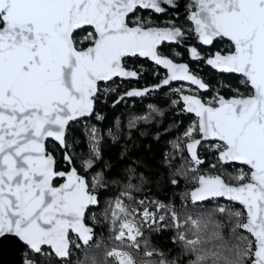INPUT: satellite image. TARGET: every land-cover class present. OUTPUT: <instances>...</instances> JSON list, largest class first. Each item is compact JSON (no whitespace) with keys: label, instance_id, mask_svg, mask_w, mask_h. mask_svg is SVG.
<instances>
[{"label":"snow or ice","instance_id":"obj_1","mask_svg":"<svg viewBox=\"0 0 264 264\" xmlns=\"http://www.w3.org/2000/svg\"><path fill=\"white\" fill-rule=\"evenodd\" d=\"M163 3L175 6V0ZM195 3L198 10L191 14V20L199 40L210 46L217 38H226L232 46L226 54L218 51L211 55L206 63L220 72L240 76V83L251 91L244 95L234 89L229 98L217 91L204 100L184 83L171 88L177 97L171 104H183L180 113L195 117L173 143L182 153L181 142L187 141L189 154L176 175L193 173L195 187L186 193L193 204L224 198L238 204L240 210L218 204L181 220L173 206L154 201L150 203H155V211H141L124 202L135 200L132 191L140 190L129 181L108 202L102 216L124 248L139 251L143 226L151 229L170 214L177 229L173 243L179 241L182 255L192 257L188 264H264V0ZM138 8L165 11L161 0H0V236L14 234L41 258L54 254L67 260L73 244L76 248L87 246L95 236L86 220L89 215L96 218L92 209L100 207L99 190L108 183L104 173L97 172L90 181L80 174L67 151L64 159L70 168L58 171L45 145L52 138L67 150L66 128L71 121L94 114L98 120L104 119L95 112L101 84L116 78L139 79L137 71L126 67V60L144 57L162 67L166 75L151 88L119 94L113 107L125 98L144 97L174 82L210 89L188 64L177 63L160 51L165 42H175L184 35L181 29L151 26L135 15ZM81 32L87 33L89 42L84 47H78ZM191 56L203 59L195 47ZM148 108V115L129 120L130 129L138 121L151 120L152 113L164 115L155 105ZM107 135L113 141L118 139L111 129ZM103 139L99 128H88L89 155L82 161L86 171L103 158ZM209 140L214 142L211 147L220 164L246 166L248 172L241 167L235 175L200 174L205 161L197 147ZM211 167L215 169L216 164ZM126 171L135 173L131 167ZM58 179L62 183H55ZM140 180L143 184V176ZM138 203L144 205L145 201ZM158 212L162 214L157 216ZM216 214L226 215L227 221L216 219ZM189 230L192 238H188ZM70 234L79 242L72 241ZM45 246L50 251L46 252ZM144 255L146 264H180L179 255L169 260L156 249L146 250ZM107 256L115 258L116 264H136L132 254L122 249L113 248ZM153 256L158 259L152 260Z\"/></svg>","mask_w":264,"mask_h":264},{"label":"trees","instance_id":"obj_2","mask_svg":"<svg viewBox=\"0 0 264 264\" xmlns=\"http://www.w3.org/2000/svg\"><path fill=\"white\" fill-rule=\"evenodd\" d=\"M136 15L149 21L150 25L159 23L162 26L163 22L166 24L167 21H173L175 25L177 24V21H174L170 14L154 17L151 14L139 11ZM132 18L134 19L135 16ZM181 23L186 33L192 29L188 22ZM84 34L85 32H81L78 36V47L86 45L83 41ZM220 42H223L225 45L227 44L225 41ZM161 52L172 58L175 62L188 63L191 71L201 77L210 86L211 95L210 89L208 94L200 95L204 100L213 97V94H216L217 91L225 98L233 96L235 94L234 89H239L244 95L250 93L249 88L240 83V77L234 75L218 76L202 63H189L187 53L179 46L165 45ZM130 64L128 60L126 67H139L146 72L144 76L140 77L136 85L137 88L155 85L162 79L163 72L151 64L140 60H137L133 65ZM133 86V82L114 81L107 84L105 88L116 89V91H104L95 104V112L103 116L104 119L102 121L98 120L94 114L90 119L72 124L66 133V140L69 145L67 150H62L51 142L47 145V150L56 159V169L58 171H67L70 167L64 159L65 152L67 151L68 154L72 155L73 164L80 170V174L87 176L90 181L92 176L97 172L102 171L104 173L108 183L106 188L99 190L100 207L92 209V212L96 214V218L93 219L89 215L86 220V223L95 229L94 241L91 245L86 247L81 245L80 248H76L73 244L68 261L60 262L53 255L50 258H41L32 253L24 255L26 259H32L39 264H115L112 258L107 256V252L118 244L114 239L115 233L111 230L110 222L103 218L102 212L107 207L108 202L119 195L123 191L124 185L129 181L133 185L138 186L140 190L132 191L135 200H125L124 202L130 207L140 209L141 211L144 208L155 211V203L150 202L158 201L165 205L173 206L180 219L183 220L188 214L196 217L201 212L222 204V201H210L202 205L192 204L191 200L187 198L186 193L195 187L191 179L193 173L189 172L187 176L176 175V170L188 159L185 149L187 141L181 142L182 153L174 149L173 143L195 120L194 117L186 113H180L181 104L176 106L171 104V100L177 98L176 94L171 92V88L179 87L180 85L161 89L141 99L128 100L112 108L113 101L117 96L126 90L132 89ZM196 94L199 95L198 93ZM149 105H155L164 115L152 113L151 120L147 122L138 121L136 126L130 129L128 127L129 120L135 116L148 115ZM117 121H119L118 128L116 126ZM90 126L99 128L101 134L104 136L101 144L103 158L96 160L95 167L90 171H86L82 166V161L89 155L88 128ZM109 129L117 135L118 139L116 141H113L107 135ZM212 144H203L199 148L198 155L205 161V163L200 165V174H220L221 172H226L235 175L240 167L221 165L217 160V153L211 147ZM213 164H216L215 169L211 167ZM129 167L135 169L134 174L129 175L127 173L126 170ZM243 170L248 172L247 169L243 168ZM141 176L144 178L143 184H141ZM173 179L178 181L176 185L171 183ZM56 183L58 184L59 181H56ZM140 200L145 201L144 205L138 203ZM230 207L234 210H240V207L237 205ZM160 214L162 213L158 212L157 216ZM215 218L227 221L226 215L220 216L216 214ZM229 227L230 225H227L224 230L226 237L229 235ZM188 228L190 229V225ZM180 231H185V229H180ZM237 231L242 235H248L241 230ZM143 232V237L139 239L141 244L139 251L119 245L124 250L130 252L139 263L146 264L144 262L148 258L144 255L145 251L152 249L163 252L169 260L179 255L180 264H188V260L192 258L190 255H182L183 245L179 241L173 243V238L177 236V229L172 226L170 214L166 215V219L163 222L158 223L151 229L143 227ZM187 235L188 238H192V230L187 231ZM249 238L251 239V237ZM71 239L73 240L74 238ZM145 241L147 242V248H145ZM74 242L78 241L75 240ZM151 259L156 260L158 257L153 256ZM245 264H250V261H245Z\"/></svg>","mask_w":264,"mask_h":264},{"label":"water","instance_id":"obj_3","mask_svg":"<svg viewBox=\"0 0 264 264\" xmlns=\"http://www.w3.org/2000/svg\"><path fill=\"white\" fill-rule=\"evenodd\" d=\"M161 3H162V6L165 8V11L163 12V13H156L154 10H144V9H140V8H138L137 9V11H142V12H149V13H152V14H154V15H157V16H160V15H166V14H171L175 19H179V18H182V19H184L185 21H187L189 24H191L192 25V27H193V32H194V34L193 35H187L186 33H184V35L182 36V37H180V38H178V40L177 41H175V42H165L162 46H161V48L163 47V46H165V45H167V46H174V45H176V46H179L180 48H182L183 50H185L186 52H187V54H188V58H189V60H190V62H192V63H196V62H204V65L205 66H207L209 69L211 68L214 72H216V73H218V74H223V75H234V76H237V77H240V76H238V75H236V74H231V73H224V72H220V71H218L217 69H214L212 66H210V65H208L207 63H206V60H207V58L205 57V55L204 54H202V53H200L199 51V53H200V55H201V57H203V59H193L192 58V56H191V49L193 48V47H195L196 49H197V45L198 46H203V47H205V48H208V47H210L209 45H204L200 40H199V38H198V36H197V34L195 33V25H194V23H193V21L191 20V14L194 12V11H197L198 9H197V7H196V3H195V0H175V6H172V5H168V4H165V3H163V0H161ZM217 39H223V40H225V41H227L229 44H230V42L226 39V38H217ZM216 39V40H217ZM231 45V44H230ZM160 48V49H161ZM198 50V49H197ZM128 60H140V61H143V62H146V63H148V64H151L152 66H154V67H156V68H159L165 75H166V71L164 70V69H162V67H157L155 64H154V62H152L150 59H148V58H144V57H130V58H127V60H126V62L128 61ZM181 63H185V62H181ZM187 64V63H186ZM190 67V66H189ZM127 68H129V67H127ZM129 69H131V70H135V71H137L138 73H139V79H140V77L141 76H144L145 75V71L144 70H142V69H132V68H129ZM139 79H135V78H132V79H120V78H116L114 81H121V82H134V83H137L138 81H139ZM162 80V79H161ZM160 80V81H161ZM114 81H111V82H108V83H102L101 85H107V84H110V83H112V82H114ZM160 81L158 82V83H160ZM157 83V84H158ZM181 83H184V86L185 87H187V88H191V89H194L197 93H199V96L200 95H206V94H208L209 93V90L208 91H203V90H199V89H197L196 88V86H194V85H190V84H187V83H185V82H174L170 87H172V86H175V85H181ZM156 85V84H155ZM152 86H154V85H151V86H148V87H144V88H137V89H145V88H151ZM170 87H165V88H170ZM162 89H164V88H162ZM161 90V89H160ZM160 90H158V91H160ZM158 91H152V92H150L148 95H151V94H153V93H155V92H158ZM186 94H188V93H186ZM99 95V94H98ZM147 96V95H146ZM146 96H144V97H146ZM141 98H143V97H131V98H125L121 103H123V102H126V101H128V100H135V99H141ZM200 98H201V96H200ZM121 103H119V104H117L116 106H118V105H120ZM115 106V107H116ZM181 106L183 107V104H181ZM112 108H113V106H112ZM188 115H190V116H192V117H194L193 115H191V114H188ZM93 116V115H92ZM92 116H88V117H84V118H80V119H78V120H75V121H71L70 123H69V125L67 126V128H66V133H67V130H68V128L72 125V124H75V123H77V122H79V121H83V120H87V119H90ZM195 118V117H194ZM197 138H199V137H197ZM54 143V144H56L57 146H59L62 150H64V148L63 147H61V145L57 142V141H55L54 139H52V138H49L47 141H46V150H47V145H48V143ZM210 143H214L213 141H211V140H209V141H203L202 143H201V145H203V144H210ZM201 145H199L198 147H197V152L199 151V148H200V146ZM186 149V148H185ZM47 152L49 153V154H51L52 155V153L51 152H49L48 150H47ZM186 152H187V150H186ZM187 154H188V152H187ZM53 156V155H52ZM188 156H189V154H188ZM54 157V156H53ZM56 160V159H55ZM221 165H223V164H221ZM223 166H236V167H243V168H245V169H247V171H248V168L246 167V166H242V165H223ZM70 168V167H69ZM69 170V169H68ZM67 170V171H68ZM57 181H60L59 183H62V180H57ZM56 183V182H55ZM58 183V184H59ZM210 201H222V202H227V203H230L229 201H227V200H225L224 198H219V199H217V200H207V201H205V202H203V204H205V203H207V202H210ZM193 204V203H192ZM194 205H202V204H194ZM234 205H237V206H239L238 204H234ZM240 207V206H239ZM90 226V225H89ZM92 227V226H91ZM95 230V229H94ZM247 234V233H246ZM70 237H74L76 240H77V238H76V236H75V234H70ZM94 239H95V236H94V238H93V240L92 241H90V243L87 245V246H89V245H91V243L94 241ZM78 241V240H77ZM79 242V241H78ZM82 246H84V247H86L85 245H83V244H81ZM45 249L46 250H48V251H50V249H48V247L47 246H45ZM25 253H32V254H34L31 250H30V248H29V246H27L23 241H21L20 239H19V237H17V236H15L14 234H9V233H6L5 235H3V236H0V264H30V262L31 261H34V260H32V259H26L25 257H24V254ZM35 255V254H34ZM53 256H54V258H56L55 257V255L53 254ZM56 260H58V261H60V262H64V261H68L69 260V258L67 259V260H60V259H57L56 258ZM37 264H39V263H37Z\"/></svg>","mask_w":264,"mask_h":264},{"label":"flooded vegetation","instance_id":"obj_4","mask_svg":"<svg viewBox=\"0 0 264 264\" xmlns=\"http://www.w3.org/2000/svg\"><path fill=\"white\" fill-rule=\"evenodd\" d=\"M138 12L139 11H136V13H135V15L136 14H138ZM145 13H148V14H151V15H153L154 17H162V16H165V15H160V16H157V15H154V14H152V13H149V12H145ZM134 15V16H135ZM166 15H168V14H166ZM171 15V14H170ZM133 16V17H134ZM172 18L174 19V21H177V24L175 25V23L173 22V21H167L166 22V24H165V22H163V25L162 26H160L159 25V23H155V24H152L151 26H154V27H175V28H179V29H181V31L182 32H184V33H186L183 29H184V27H183V24L181 23V22H187V21H185L184 19H182V18H179V19H175L173 16H172ZM189 24V23H188ZM190 26H191V30L190 31H188V33H186L187 35H193L194 34V32H193V27H192V25L191 24H189ZM219 41H225V40H223V39H217V40H215L214 42H213V44L212 45H210V47H208V48H205V47H203V46H196L197 47V49H198V51L200 52V53H202V54H204L205 55V57L206 58H208V57H210L211 55H213V54H215L216 52H222L223 54H226L228 51H230V50H232V46L227 42V41H225V42H227V44L225 45L223 42H220L219 43ZM218 44V46L216 47V45ZM164 47V46H163ZM162 47V48H163ZM162 48L160 49V51L162 50ZM182 49V48H181ZM185 51V50H184ZM186 52V51H185ZM187 53V52H186ZM187 57H188V54H187ZM188 60H189V58H188ZM130 61V65H133L137 60H129ZM177 63H181V62H177ZM186 63V62H185ZM189 63H192V62H190V60H189ZM197 63H199V64H204V62H196V63H192V64H197ZM188 64V63H187ZM210 70L213 72V73H215L216 75H218V76H221V75H223V74H218V73H216V72H214L211 68H210ZM225 76H229V75H225ZM241 78V77H240ZM187 88V87H186ZM249 90L251 91V89L249 88ZM197 92L195 91V94H196ZM199 94V93H198ZM210 95H211V88H210ZM60 182V181H59ZM71 238H74V237H70V239ZM75 239V238H74ZM25 254H27V253H25Z\"/></svg>","mask_w":264,"mask_h":264},{"label":"built area","instance_id":"obj_5","mask_svg":"<svg viewBox=\"0 0 264 264\" xmlns=\"http://www.w3.org/2000/svg\"><path fill=\"white\" fill-rule=\"evenodd\" d=\"M88 31H91V30H88ZM86 35H87V33L85 32V34L83 35V41L86 43V44H88L89 42L86 40ZM132 69H141V68H132ZM143 70V69H142ZM165 76V74L163 73V75H162V78ZM121 82V81H120ZM134 83V82H133ZM138 83V82H137ZM137 83H134V86L132 87V89H137ZM105 86H107V85H101V92L99 93V95H98V97L100 96V95H102L103 94V89H105ZM130 90V89H129ZM245 169V168H244ZM225 203H227V202H222V204H225ZM227 204H229V206H232V205H234V204H231V203H227ZM45 251L47 252L48 250H46L45 249ZM24 255H26V254H24ZM54 257V256H53ZM26 258V257H25Z\"/></svg>","mask_w":264,"mask_h":264},{"label":"rangeland","instance_id":"obj_6","mask_svg":"<svg viewBox=\"0 0 264 264\" xmlns=\"http://www.w3.org/2000/svg\"><path fill=\"white\" fill-rule=\"evenodd\" d=\"M215 94H213V96H214ZM208 100V99H207ZM138 219H139V217H138ZM143 227H145V228H147V225H144ZM140 239V238H139ZM72 240V239H71ZM76 239H73L72 241H75ZM116 243L118 244L117 246H114L113 248H117V249H122V250H124L123 248H121L119 245H121L120 244V242L119 241H116ZM113 248H111V249H113ZM124 251H126V250H124ZM112 258V260L114 261V263L116 264V259L115 258H113V257H111ZM144 263H146V262H144Z\"/></svg>","mask_w":264,"mask_h":264},{"label":"bare ground","instance_id":"obj_7","mask_svg":"<svg viewBox=\"0 0 264 264\" xmlns=\"http://www.w3.org/2000/svg\"><path fill=\"white\" fill-rule=\"evenodd\" d=\"M136 261V260H135ZM136 264H141V263H139L138 261H136Z\"/></svg>","mask_w":264,"mask_h":264}]
</instances>
